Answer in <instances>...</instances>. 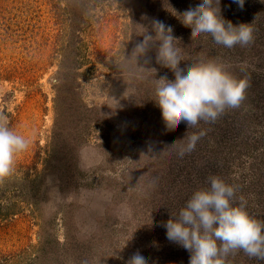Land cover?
<instances>
[{
  "label": "rangeland",
  "instance_id": "1",
  "mask_svg": "<svg viewBox=\"0 0 264 264\" xmlns=\"http://www.w3.org/2000/svg\"><path fill=\"white\" fill-rule=\"evenodd\" d=\"M200 2L0 0V122L30 140L0 182V264H126L136 251L149 264H189L162 225L209 176L234 186L237 204L242 197L264 221V0H245L243 10L220 0L226 21L253 29L249 46L231 49L191 37L177 18ZM151 19L172 26L181 68L214 61L249 78L241 106L166 131L154 79L174 74L155 48L148 64L132 55L141 26L155 35ZM225 264L255 263L238 251Z\"/></svg>",
  "mask_w": 264,
  "mask_h": 264
},
{
  "label": "clouds",
  "instance_id": "2",
  "mask_svg": "<svg viewBox=\"0 0 264 264\" xmlns=\"http://www.w3.org/2000/svg\"><path fill=\"white\" fill-rule=\"evenodd\" d=\"M233 3L243 10L245 0H233ZM177 18L191 29V37L208 34L213 43L225 48L246 47L254 39L249 24L234 26L222 17L220 0H201ZM149 22L155 35L140 25L144 29L143 39L136 42L132 55L136 63L143 59L148 64L151 62L148 52L155 48L156 63L174 74V80H169L166 74L153 78L156 83L153 101L161 110L166 131H175L182 121L188 129L196 128L201 121L215 123L226 110L241 106L250 87L249 78H236L224 65L214 61L181 68L182 60L175 44L178 40L172 26L158 19ZM150 70L154 77L157 70ZM205 135L204 130L188 134L177 155L183 158L193 152ZM29 145L28 138L0 122V182L12 175L18 156ZM174 145L175 142L170 146ZM208 183V188L195 191L178 214L171 215L162 225L167 239L190 253L189 264H225L226 257L238 251L264 260V221L248 214L242 197L237 204L234 186L217 176H209ZM126 264H149V260L136 251Z\"/></svg>",
  "mask_w": 264,
  "mask_h": 264
},
{
  "label": "trees",
  "instance_id": "3",
  "mask_svg": "<svg viewBox=\"0 0 264 264\" xmlns=\"http://www.w3.org/2000/svg\"><path fill=\"white\" fill-rule=\"evenodd\" d=\"M256 88H258V86H256ZM54 138L56 141H59V145H58L59 148L58 149L62 150V147H63V149H65V148L70 149V147H69L70 143L65 140L66 138L64 136H62L61 139L59 136H54ZM257 195L261 196V192H258ZM259 220H261V219H259ZM253 261L255 264H264V260H258L256 258H253Z\"/></svg>",
  "mask_w": 264,
  "mask_h": 264
}]
</instances>
